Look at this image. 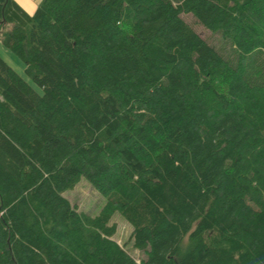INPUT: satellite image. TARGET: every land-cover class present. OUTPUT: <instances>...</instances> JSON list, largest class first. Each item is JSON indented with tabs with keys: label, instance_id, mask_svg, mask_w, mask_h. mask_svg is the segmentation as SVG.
<instances>
[{
	"label": "trees",
	"instance_id": "16d2710c",
	"mask_svg": "<svg viewBox=\"0 0 264 264\" xmlns=\"http://www.w3.org/2000/svg\"><path fill=\"white\" fill-rule=\"evenodd\" d=\"M0 42L42 88L0 55V264H264V0H0Z\"/></svg>",
	"mask_w": 264,
	"mask_h": 264
},
{
	"label": "rangeland",
	"instance_id": "374dc122",
	"mask_svg": "<svg viewBox=\"0 0 264 264\" xmlns=\"http://www.w3.org/2000/svg\"><path fill=\"white\" fill-rule=\"evenodd\" d=\"M183 17L189 22L195 30L202 35L211 45L215 46L218 51L231 61L236 59V51L232 45V42L224 37L220 32L212 31L196 21L191 13H184ZM0 54L39 92H42V88L37 85L24 71V63L15 55L11 50L0 45ZM63 194L67 196L73 204L77 206L78 211L87 213L89 215H97L104 204L106 203L108 196L101 193L90 180L82 175L79 177L77 184L74 187L66 189ZM111 223L115 224L117 231L113 238L125 248L137 261L146 256V252L140 250L134 245V239L132 237L133 227L121 214L120 211H115Z\"/></svg>",
	"mask_w": 264,
	"mask_h": 264
},
{
	"label": "crops",
	"instance_id": "0c3cea01",
	"mask_svg": "<svg viewBox=\"0 0 264 264\" xmlns=\"http://www.w3.org/2000/svg\"><path fill=\"white\" fill-rule=\"evenodd\" d=\"M18 4L29 14H34L41 0H16ZM1 45V42H0ZM1 55V54H0ZM2 56V55H1ZM3 57V56H2ZM4 58V57H3ZM5 59V58H4ZM7 59V58H6ZM5 59V60H6ZM7 61V60H6ZM8 62V61H7ZM9 63V62H8ZM10 64V63H9ZM11 65V64H10ZM12 66V65H11ZM13 67V66H12ZM14 68V67H13ZM15 69V68H14ZM16 70V69H15ZM17 71V70H16ZM18 72V71H17Z\"/></svg>",
	"mask_w": 264,
	"mask_h": 264
}]
</instances>
